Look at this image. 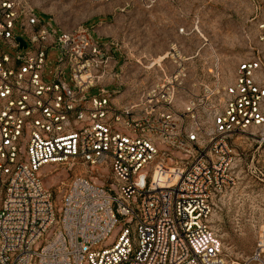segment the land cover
Wrapping results in <instances>:
<instances>
[{"label":"built area","instance_id":"obj_1","mask_svg":"<svg viewBox=\"0 0 264 264\" xmlns=\"http://www.w3.org/2000/svg\"><path fill=\"white\" fill-rule=\"evenodd\" d=\"M36 10L0 0V44L14 52L0 46V264H264V231L233 263L210 226L241 196L234 137L264 128V2L231 78L217 63L211 83L189 84L179 55L177 70L132 100L107 90L123 71L112 44L84 25L54 20L58 31ZM74 164L91 177L73 178L58 206L40 172Z\"/></svg>","mask_w":264,"mask_h":264},{"label":"rangeland","instance_id":"obj_2","mask_svg":"<svg viewBox=\"0 0 264 264\" xmlns=\"http://www.w3.org/2000/svg\"><path fill=\"white\" fill-rule=\"evenodd\" d=\"M263 2L34 0L37 7L49 13L35 11L42 22L53 24L58 31L54 20L65 30L84 25L96 42L113 45L118 72L123 69L118 83L121 87L110 86L107 90L113 92L118 89L124 97L133 92L131 100L143 87L164 78L165 73L169 75L177 70L178 64L174 61L179 59V55L189 60L186 66V82L189 84L211 83L217 63L221 75L231 78L254 39L255 17ZM16 33L19 34V31L16 30ZM0 46L10 56L14 55L6 45ZM172 49L176 50L175 57L166 59L173 54ZM58 57L57 49L48 52L47 81L52 79L51 73ZM66 80L69 83L68 70ZM99 93L100 89L96 88L87 96ZM233 143L241 161V196L216 208L210 226L221 238L227 259L242 263L254 252L264 231V128L249 134H238ZM40 174L44 186L53 192L58 206L73 178L81 175L91 177L90 170L79 164L46 167ZM114 236L115 232L112 239Z\"/></svg>","mask_w":264,"mask_h":264},{"label":"water","instance_id":"obj_3","mask_svg":"<svg viewBox=\"0 0 264 264\" xmlns=\"http://www.w3.org/2000/svg\"><path fill=\"white\" fill-rule=\"evenodd\" d=\"M18 41L21 42L23 47H25V43L21 39H18Z\"/></svg>","mask_w":264,"mask_h":264}]
</instances>
